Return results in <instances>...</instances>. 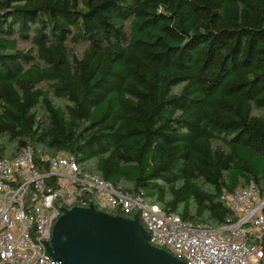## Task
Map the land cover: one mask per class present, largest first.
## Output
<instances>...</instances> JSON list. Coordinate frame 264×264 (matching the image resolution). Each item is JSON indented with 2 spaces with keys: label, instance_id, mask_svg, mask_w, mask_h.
<instances>
[{
  "label": "trees",
  "instance_id": "obj_1",
  "mask_svg": "<svg viewBox=\"0 0 264 264\" xmlns=\"http://www.w3.org/2000/svg\"><path fill=\"white\" fill-rule=\"evenodd\" d=\"M0 140L224 226L264 196V0H0Z\"/></svg>",
  "mask_w": 264,
  "mask_h": 264
},
{
  "label": "built area",
  "instance_id": "obj_2",
  "mask_svg": "<svg viewBox=\"0 0 264 264\" xmlns=\"http://www.w3.org/2000/svg\"><path fill=\"white\" fill-rule=\"evenodd\" d=\"M223 200L236 219L220 228L195 225L81 169L72 157L38 159L26 148L0 160V264H60L48 248L58 218L73 207L138 218L152 246L186 264H264V196L252 184Z\"/></svg>",
  "mask_w": 264,
  "mask_h": 264
},
{
  "label": "water",
  "instance_id": "obj_3",
  "mask_svg": "<svg viewBox=\"0 0 264 264\" xmlns=\"http://www.w3.org/2000/svg\"><path fill=\"white\" fill-rule=\"evenodd\" d=\"M60 264H186L154 247L138 218L73 207L60 216L48 248Z\"/></svg>",
  "mask_w": 264,
  "mask_h": 264
},
{
  "label": "rangeland",
  "instance_id": "obj_4",
  "mask_svg": "<svg viewBox=\"0 0 264 264\" xmlns=\"http://www.w3.org/2000/svg\"><path fill=\"white\" fill-rule=\"evenodd\" d=\"M20 46H21V48H26V49H28L29 47H30V45H29V43H21L20 42ZM83 50V47L82 46H79V47H76L75 49H74V51L75 52H80V51H82ZM45 89H47V90H49V88H48V86L47 85H44L43 86ZM50 92V94L52 95V91H49ZM55 102L57 103V104H60V105H66L67 104V102L66 101H64V100H61V99H56L55 100ZM1 141H4V140H0V142ZM91 166L93 165L92 163L90 164ZM124 185V187H129L130 188V186L129 185H127V184H123Z\"/></svg>",
  "mask_w": 264,
  "mask_h": 264
}]
</instances>
